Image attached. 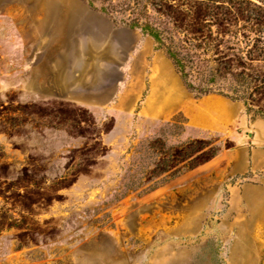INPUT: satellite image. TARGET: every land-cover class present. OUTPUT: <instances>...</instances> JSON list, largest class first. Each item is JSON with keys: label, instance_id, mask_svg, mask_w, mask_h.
Here are the masks:
<instances>
[{"label": "rangeland", "instance_id": "374dc122", "mask_svg": "<svg viewBox=\"0 0 264 264\" xmlns=\"http://www.w3.org/2000/svg\"><path fill=\"white\" fill-rule=\"evenodd\" d=\"M0 264H264V0H0Z\"/></svg>", "mask_w": 264, "mask_h": 264}]
</instances>
